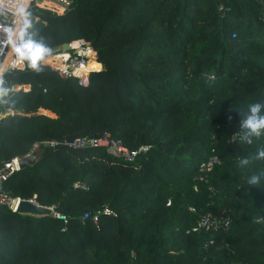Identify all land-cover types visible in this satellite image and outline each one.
I'll return each instance as SVG.
<instances>
[{
    "label": "trees",
    "instance_id": "obj_1",
    "mask_svg": "<svg viewBox=\"0 0 264 264\" xmlns=\"http://www.w3.org/2000/svg\"><path fill=\"white\" fill-rule=\"evenodd\" d=\"M27 14L46 23L39 46L91 51L81 79L40 64L2 79L0 169L39 152L3 190L64 219L0 204V264H264V178L247 183L264 172L252 159L264 129L240 139L248 106L264 104V0H73ZM104 134L145 149L129 162L66 143ZM213 153L220 163L201 171ZM207 214L228 224L193 231Z\"/></svg>",
    "mask_w": 264,
    "mask_h": 264
},
{
    "label": "built area",
    "instance_id": "obj_2",
    "mask_svg": "<svg viewBox=\"0 0 264 264\" xmlns=\"http://www.w3.org/2000/svg\"><path fill=\"white\" fill-rule=\"evenodd\" d=\"M72 4L73 0H0V95L2 92L1 82L4 75L26 67L19 48V36L21 31L32 23L30 16L27 14L29 8L34 7L35 9L61 14ZM90 51V46L83 39L73 40L68 43L66 50L46 54L39 64L48 66L51 70L57 71L64 76H73L81 79L86 76L88 71L87 57ZM11 89L15 90L17 87H12ZM3 114L0 111V117ZM240 139H244V137L241 136ZM68 145L72 147H84L86 145L104 146L109 153L123 157L129 162L134 160L140 150L145 149L128 150L119 139L112 138L108 134H104L97 140L74 139ZM19 160L20 157H14L0 169V204L6 206L13 212H17L18 204L22 200H27L34 205L43 206L36 201L35 196L29 199H23L20 197H11L4 192L3 183L12 174L20 170ZM219 163L220 159L218 155L213 153L201 164L200 170L210 171L214 165ZM47 208L50 209V213L54 217L64 219V216L55 211L53 207ZM103 212L107 214L111 213L107 208ZM92 220L94 223L98 221L96 216ZM227 224V218L214 219L207 214L201 218L192 230H209L211 227H222Z\"/></svg>",
    "mask_w": 264,
    "mask_h": 264
},
{
    "label": "water",
    "instance_id": "obj_3",
    "mask_svg": "<svg viewBox=\"0 0 264 264\" xmlns=\"http://www.w3.org/2000/svg\"><path fill=\"white\" fill-rule=\"evenodd\" d=\"M46 23L40 18H35L31 24L24 28L19 36V48L26 64V67L31 68L38 65L41 59L49 53H54L68 48V43H64L57 46L41 47L38 45V37L41 31L45 28ZM5 90H2L1 96L5 95ZM72 140H66V143L70 144ZM36 152L32 151L28 155L20 158L18 164L19 169L24 168L27 165L33 164L37 159ZM18 213L27 215H48L50 209L45 206L34 205L27 200H22L18 204Z\"/></svg>",
    "mask_w": 264,
    "mask_h": 264
},
{
    "label": "clouds",
    "instance_id": "obj_4",
    "mask_svg": "<svg viewBox=\"0 0 264 264\" xmlns=\"http://www.w3.org/2000/svg\"><path fill=\"white\" fill-rule=\"evenodd\" d=\"M262 108H264V104L261 103L249 105L247 115L240 123L241 129L245 130L243 133L244 138L248 140V142H251L249 139L251 136H258L260 130L264 129V116L259 115ZM252 159H264V149L259 150ZM249 163L250 159L248 157H243L239 160L240 166H245ZM262 178H264V172L250 176L247 183L249 185H258Z\"/></svg>",
    "mask_w": 264,
    "mask_h": 264
},
{
    "label": "rangeland",
    "instance_id": "obj_5",
    "mask_svg": "<svg viewBox=\"0 0 264 264\" xmlns=\"http://www.w3.org/2000/svg\"><path fill=\"white\" fill-rule=\"evenodd\" d=\"M32 151L36 152V154H37V156H38V153H39V152H38V147H37V146L34 147V149H33ZM32 151H31V152H32Z\"/></svg>",
    "mask_w": 264,
    "mask_h": 264
}]
</instances>
